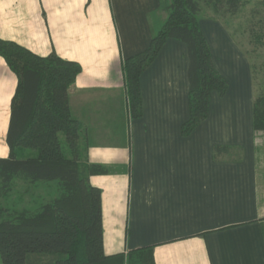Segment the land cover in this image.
Instances as JSON below:
<instances>
[{
  "label": "crops",
  "instance_id": "0c3cea01",
  "mask_svg": "<svg viewBox=\"0 0 264 264\" xmlns=\"http://www.w3.org/2000/svg\"><path fill=\"white\" fill-rule=\"evenodd\" d=\"M161 0H0V39L81 67L68 90L86 164L102 168L103 252L152 247L154 264H264V153L253 128L247 57L225 27L200 18L225 95L187 136L185 44L168 39L140 77L141 117L129 113L123 61L165 21ZM164 15V16H163ZM16 76L0 57V159ZM226 147L228 153H215Z\"/></svg>",
  "mask_w": 264,
  "mask_h": 264
},
{
  "label": "trees",
  "instance_id": "16d2710c",
  "mask_svg": "<svg viewBox=\"0 0 264 264\" xmlns=\"http://www.w3.org/2000/svg\"><path fill=\"white\" fill-rule=\"evenodd\" d=\"M203 1L208 0H170L165 21L148 47L123 61L133 119L142 114L140 77L168 39L185 44L189 59V118L181 135H189L207 118L212 92H227L228 82L217 72L200 28ZM247 1L214 0V5L235 15ZM0 57L17 80L6 134L9 154L0 159V201L16 193L20 203L12 210L0 203L1 264H123L124 256L103 252L101 192L89 184V177L103 170L82 159L81 129L69 108L68 90L80 65L53 53L38 56L1 39ZM249 65L256 132L264 129V92L257 96L254 67ZM126 259L130 264H154L152 247L129 252Z\"/></svg>",
  "mask_w": 264,
  "mask_h": 264
},
{
  "label": "rangeland",
  "instance_id": "374dc122",
  "mask_svg": "<svg viewBox=\"0 0 264 264\" xmlns=\"http://www.w3.org/2000/svg\"><path fill=\"white\" fill-rule=\"evenodd\" d=\"M161 1V11L165 14L170 0ZM199 7L202 19L215 20L225 27L254 67L257 96L264 92V0H248L235 15H231L226 11V8H217L214 5V0L203 1L199 3ZM256 136L259 151L264 153V129L257 130ZM27 199L29 200V198ZM0 203L6 205L10 210L17 209L20 204L16 193L11 194L6 201L2 200ZM130 263H132L131 260L124 256L123 264Z\"/></svg>",
  "mask_w": 264,
  "mask_h": 264
}]
</instances>
